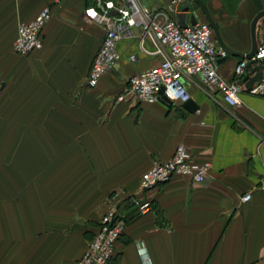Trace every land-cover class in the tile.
<instances>
[{
	"label": "crops",
	"instance_id": "crops-1",
	"mask_svg": "<svg viewBox=\"0 0 264 264\" xmlns=\"http://www.w3.org/2000/svg\"><path fill=\"white\" fill-rule=\"evenodd\" d=\"M168 1L140 0L150 9ZM250 1L242 13L230 4L235 21L223 22L204 1L224 44L244 54L264 10ZM52 2L0 0V264H75L111 202L125 228L108 264H264V99L244 87L231 108L193 77L183 80L193 113L180 103L118 101L130 77L160 63L136 38L119 42L120 62L88 89L104 36L85 17L94 0ZM47 5L42 49L15 55L19 23ZM144 48L153 50L148 40ZM239 60L219 59L223 78L236 80ZM180 143L210 164L206 181L175 177L141 193V177ZM247 192L251 200L240 203ZM134 199L151 209L140 214Z\"/></svg>",
	"mask_w": 264,
	"mask_h": 264
},
{
	"label": "built area",
	"instance_id": "built-area-1",
	"mask_svg": "<svg viewBox=\"0 0 264 264\" xmlns=\"http://www.w3.org/2000/svg\"><path fill=\"white\" fill-rule=\"evenodd\" d=\"M183 1L191 3V0H169L158 9H150L140 0H94L85 17L99 26L104 36L93 57L85 87L95 88L103 76L116 68L121 60L118 50L120 41L136 38L141 50L159 57L160 63L130 77L118 101L129 99L141 104H155L160 102V90H163L162 96L171 104H182L189 100L183 80L197 77L206 92L219 93L227 106L235 108L241 103L239 95L244 90V84L239 82L250 60H259L263 71L261 80L248 92L264 99V24L256 27L255 55L251 59L239 60L233 71L236 80L228 81L220 74L218 65L219 59L226 58L227 54L218 46L210 25L205 20L198 21L197 17L195 24L181 27L177 23L178 6ZM58 2L53 0L52 3ZM50 18L51 7L47 5L32 21L19 23L13 53L26 57L42 49V31ZM145 40L151 43L152 51L145 50ZM129 59L134 61L135 56ZM209 169L208 162L194 161L189 147L180 143L168 160L154 163L141 177L139 189L141 193H147L175 177L201 184L206 181ZM260 187L264 190V182ZM250 200L251 192H247L241 196L240 203ZM134 202L140 214L147 213L152 206L148 199H134ZM124 228L125 221L119 216L117 205L111 202L86 250L75 264H108Z\"/></svg>",
	"mask_w": 264,
	"mask_h": 264
},
{
	"label": "water",
	"instance_id": "water-1",
	"mask_svg": "<svg viewBox=\"0 0 264 264\" xmlns=\"http://www.w3.org/2000/svg\"><path fill=\"white\" fill-rule=\"evenodd\" d=\"M195 11H198L204 17L205 21L210 25L215 35V39H216L218 46L227 55L234 57V58H240V59H251L255 55L256 47H257L256 31H255L256 24L262 17H264V10L259 11L251 22V25H250L251 47H250L249 53L247 54L236 52L224 44V42L221 39L218 26L215 23L209 9L207 8L203 0H191V3L179 9V13L176 15L177 23L181 27H185L187 25L186 23L187 14L191 13L190 14V24H195L197 21ZM262 71H263V66L261 65V62L259 60H250L245 69L243 78L239 82V84H244V87L248 90L251 89L256 83H258L261 80ZM162 91L163 90H160V94H161L160 103L164 105L165 107H170L172 104L167 98L162 96ZM181 108L185 109L189 113L194 112V106L190 99L182 103Z\"/></svg>",
	"mask_w": 264,
	"mask_h": 264
},
{
	"label": "rangeland",
	"instance_id": "rangeland-1",
	"mask_svg": "<svg viewBox=\"0 0 264 264\" xmlns=\"http://www.w3.org/2000/svg\"><path fill=\"white\" fill-rule=\"evenodd\" d=\"M208 4H210V7L212 8V11L215 12L214 15L216 16L217 21H235L234 17L229 15L228 11L225 10V8H228L234 6L240 5L241 13L245 11H248L249 8H251V1L250 0H204ZM230 4L232 6H230ZM235 11V9H234ZM237 12V10H236ZM257 27V26H256Z\"/></svg>",
	"mask_w": 264,
	"mask_h": 264
},
{
	"label": "trees",
	"instance_id": "trees-1",
	"mask_svg": "<svg viewBox=\"0 0 264 264\" xmlns=\"http://www.w3.org/2000/svg\"><path fill=\"white\" fill-rule=\"evenodd\" d=\"M204 1V0H203ZM253 1V3L255 4V6L259 9V10H261V8H262V5H261V1L260 0H252ZM263 2H264V0H262Z\"/></svg>",
	"mask_w": 264,
	"mask_h": 264
}]
</instances>
